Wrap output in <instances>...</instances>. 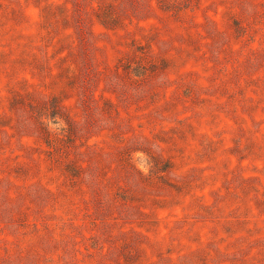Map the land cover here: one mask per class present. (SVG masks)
<instances>
[{
    "label": "rangeland",
    "instance_id": "1",
    "mask_svg": "<svg viewBox=\"0 0 264 264\" xmlns=\"http://www.w3.org/2000/svg\"><path fill=\"white\" fill-rule=\"evenodd\" d=\"M0 264H264V0H0Z\"/></svg>",
    "mask_w": 264,
    "mask_h": 264
}]
</instances>
